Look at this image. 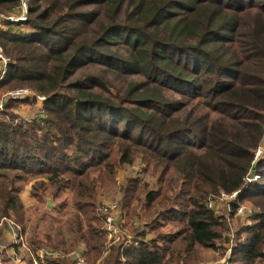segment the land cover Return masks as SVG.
Here are the masks:
<instances>
[{"label":"trees","instance_id":"1","mask_svg":"<svg viewBox=\"0 0 264 264\" xmlns=\"http://www.w3.org/2000/svg\"><path fill=\"white\" fill-rule=\"evenodd\" d=\"M25 5L22 22L0 19L10 59L0 90L26 86L45 96L46 117L26 126L0 111V219L13 218L22 231L31 224L19 197L29 183L39 201L69 191L75 215L62 248L82 243L84 260L94 262L104 245L98 191H110L117 172L138 161L154 185L138 175L120 186L124 226L131 231L141 209L154 223L149 231L162 232L144 240L146 227L133 229L136 245H112L103 264H170L225 236L226 217L207 198L240 190L252 171L260 179L239 198L257 212L236 230L229 264H264V154L252 163L264 140V0ZM4 6L21 2L0 0ZM57 242L33 232L30 245Z\"/></svg>","mask_w":264,"mask_h":264},{"label":"rangeland","instance_id":"2","mask_svg":"<svg viewBox=\"0 0 264 264\" xmlns=\"http://www.w3.org/2000/svg\"><path fill=\"white\" fill-rule=\"evenodd\" d=\"M20 2L21 4L25 5V0H20ZM24 9L25 8H23L22 6L19 8H16V7L14 8V6L0 7V19L4 17H14V16L20 18ZM13 10L14 11L16 10L15 13H13ZM25 13L27 15V9H25ZM110 80L115 82L114 84L118 85V83L121 82L120 80L122 79L119 78L118 76H114ZM18 88L30 89L29 87L23 86V87H11V88L0 90V111L13 114L15 116L14 123H20L21 125H26V126L29 125L32 121L37 120L41 117L45 118L46 117L45 112H43L41 116L35 118L36 112L42 110L41 107H39L36 103L30 102V101L20 102L17 100H11L9 98L8 92L12 91L13 89H18ZM3 102H5L4 105H3ZM5 107H6V111H5ZM142 165H143L142 163L140 164L137 161L132 167L126 166L123 169H120L117 172V175L115 176V180L113 184L114 186L111 187V190L104 192V193L98 191L99 196L97 197V206H96L97 212L96 213L99 214L98 209L101 205L109 203L111 201H117V198H118L117 196L119 195V188L120 186H122V184L124 185V182L127 180V178L129 179V178H133L135 176L140 175L139 177L142 178V183H145L147 181L149 182L150 185L152 186L154 185L153 177H150L146 173H141V170H143L144 168V166ZM117 180L120 181L119 183L120 185L116 186L115 183L118 182ZM114 188H118V191L114 190ZM140 191H141V188H138L137 194L139 197L141 196L139 195ZM45 197L51 203V207L48 208L45 205V203L41 201L33 205V207L30 208L31 210L29 211V214L33 218V221H31V224L26 227L27 229L26 231H30L28 233L30 234V241L33 236V232L34 233L36 232L38 233L39 237L43 241L50 239L52 240L54 244H57L58 243L57 241H59V244L61 247H59L58 249H60L63 247L64 242H68L66 241L67 238H71V235H72L69 222L75 215V211H74V208L71 202V193L69 191H65V192H62L56 198H53L52 196H48V194H46ZM208 199L215 201L216 216L226 217V224H227L228 232L225 234V236L221 240L215 243L214 248L212 249L197 248L198 250L197 254L192 257L190 256L191 258L187 257L183 253L179 255H175L170 264H229L231 262L230 260L235 258L232 255V252H233L232 246L235 243V232L240 227L243 228V227H247L253 224V221L251 218L252 216L248 219L235 217L233 209H230V211L228 212L226 205L219 202L217 200V196H209L207 200ZM237 203L241 205H249L253 208V213L257 212L252 202L247 199L239 198ZM35 206L37 207L35 208ZM132 218H133V221H135L133 223L135 227H133L131 231H129L127 228L124 227L126 230L124 229L123 236L114 245L118 246L120 245L119 243H121L124 247L132 246V244L136 245L134 243V240L137 236L132 233L133 229H137L138 231H143L146 227V232L148 236H145V235L142 236L144 240H147L151 236L157 235L159 232H162V229L149 231V228H148L149 225L152 224L154 226V223H150L151 219L145 221V218L143 216V210L141 209H138V214L136 216L133 215ZM10 219L14 221L13 218H10ZM101 221H102V218H101ZM37 223H38V226H36ZM99 227L103 229L102 222H100V224L97 223V228L99 229ZM164 232H166V234L171 233V228L169 227V225H168V228L164 229ZM105 244H106V239L104 235L103 250L105 248ZM43 247H49V246H43ZM54 248H57V247H54ZM102 254L100 256L89 257L90 259H93L94 261L89 264H103L104 259L106 258L108 254L106 256H103ZM166 259L164 260V262L166 261ZM164 262L163 264H168Z\"/></svg>","mask_w":264,"mask_h":264},{"label":"built area","instance_id":"3","mask_svg":"<svg viewBox=\"0 0 264 264\" xmlns=\"http://www.w3.org/2000/svg\"><path fill=\"white\" fill-rule=\"evenodd\" d=\"M23 8L26 9L24 4H21ZM25 9L20 16V18L14 17H6L12 22H22L25 20ZM10 64V59L5 55L3 48L0 45V82L5 78L8 67ZM8 96L11 100L17 101H30L36 103L39 107H43V103L47 100V98L43 95L36 93L27 88H18L13 89L8 92ZM43 110L36 112L35 118L41 116ZM264 154V141L262 144L255 150L254 159L252 163H255L260 157ZM252 172V171H251ZM249 172V174L251 173ZM248 174V175H249ZM248 175L245 178V186H243L240 190L232 192L230 194L221 192L217 196V200L226 205L227 211L235 207L234 216L238 218L248 219L251 217L253 213V208L249 205H241L238 204L239 196L242 192V189L250 184L253 181H257L260 179L258 175L253 176V178H248ZM243 189V190H244ZM206 206L210 210L215 211V201L207 200ZM99 214L102 218L103 223V233L105 235L106 244L103 250V256H106L109 252V249L112 245L116 244L122 236L121 229V221L123 219V212L121 206L118 201H111L109 203L103 204L98 209ZM2 223H4L10 231L12 242L18 248H24L29 254V261L31 264H52L54 260H60L64 258H72L75 261V264H89L87 263L82 256H79L75 253H65L59 249H51L48 247H40L38 249H33L30 245V234H22L20 227L11 219L2 218L0 219ZM23 260L20 258H16L15 262L22 264Z\"/></svg>","mask_w":264,"mask_h":264},{"label":"crops","instance_id":"4","mask_svg":"<svg viewBox=\"0 0 264 264\" xmlns=\"http://www.w3.org/2000/svg\"><path fill=\"white\" fill-rule=\"evenodd\" d=\"M117 181L118 182L116 183V186L120 185L119 184L120 181L119 180H117ZM30 190H31V184L29 183L23 187L22 191L20 192V196H19L20 201H21L22 206H23V209L26 210L28 214H29V211L31 210L30 208L33 207V205L40 202L39 200H36L35 198L30 196ZM114 190L118 191V188H114ZM117 197H118L117 201L119 202V204L121 206L123 199H122V195L120 194V192H119V195ZM40 200H41V202H44L48 208L51 207V206H48V200L46 199L45 196H43L42 199H40ZM52 206H53V204H52ZM36 207L37 206H35V208ZM121 209H122V207H121ZM122 212H123L124 217H123L120 225H121V229H123L122 230V236H123L124 229L126 228L124 226V223L126 222V215H125V212L123 211V209H122ZM26 230L27 229H25L24 231L21 230L22 234L23 233L26 234V233L30 232V231H26ZM102 231H103V229H102ZM44 246H49V245H44ZM49 247L53 248V249H58V248H54L51 246H49ZM59 250H61L62 252H67V253H75V254L83 257V253L86 251V248H85L84 244L79 243L74 249H72V251H67L65 248H60ZM16 258H20V260H23L22 264L30 263V261H29L30 254L24 248H18L12 242L9 229L7 228V226L4 223L1 222L0 223V264H3V261L10 262L11 264H21V263L15 262ZM69 259H72V258H69Z\"/></svg>","mask_w":264,"mask_h":264},{"label":"water","instance_id":"5","mask_svg":"<svg viewBox=\"0 0 264 264\" xmlns=\"http://www.w3.org/2000/svg\"><path fill=\"white\" fill-rule=\"evenodd\" d=\"M5 104V102H3V105ZM253 176H254V173L253 172H251L249 175H248V178H253ZM51 206V203L48 201V206Z\"/></svg>","mask_w":264,"mask_h":264}]
</instances>
